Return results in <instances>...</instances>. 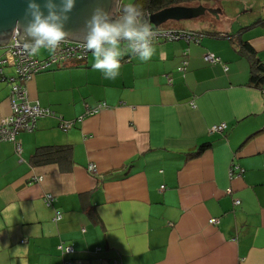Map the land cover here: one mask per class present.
<instances>
[{"label": "crops", "instance_id": "obj_1", "mask_svg": "<svg viewBox=\"0 0 264 264\" xmlns=\"http://www.w3.org/2000/svg\"><path fill=\"white\" fill-rule=\"evenodd\" d=\"M200 4L220 7L226 20L164 27L202 34L198 42L158 41L148 61L124 55L114 80L93 68L90 53L26 83L29 100L55 115L19 134L21 154L0 142V264H64L62 242L79 264H264V89L251 82L243 47L264 64V0L190 3ZM209 53L222 62H206ZM10 89L0 82V120L11 113ZM100 102L107 107L60 129L61 118ZM220 124L225 130L213 132ZM49 145L71 150L34 165L36 149Z\"/></svg>", "mask_w": 264, "mask_h": 264}, {"label": "clouds", "instance_id": "obj_2", "mask_svg": "<svg viewBox=\"0 0 264 264\" xmlns=\"http://www.w3.org/2000/svg\"><path fill=\"white\" fill-rule=\"evenodd\" d=\"M119 4L120 0H113V8L108 11L102 0H97L82 27L72 32L66 25L76 0H27L24 20L16 22L12 36L16 46L30 56L42 49L55 53L69 36L79 38L82 49L92 53L93 68L105 79L114 80L124 55L131 54L140 61L151 59L156 35L136 5L129 3L120 10Z\"/></svg>", "mask_w": 264, "mask_h": 264}, {"label": "built area", "instance_id": "obj_3", "mask_svg": "<svg viewBox=\"0 0 264 264\" xmlns=\"http://www.w3.org/2000/svg\"><path fill=\"white\" fill-rule=\"evenodd\" d=\"M151 28L156 33L152 40V45L162 40H184L187 43L192 41L198 42L203 36L202 34H199L195 31L183 29L164 27ZM81 43L82 42L67 39L60 45L55 53L47 50L48 55L44 58H39L37 56H30L28 53L24 52L22 48L17 47L12 36L10 41L4 47V54L0 56V82L6 81L11 84V113L0 120V142L13 143L15 151L18 154H21L22 143L19 139V134L23 131H34L41 119L47 116L55 115V113L50 108L43 107L38 102H31L29 100L26 83L33 79L36 74L55 68H64L70 61H77L79 63L85 62L91 52H85L81 47ZM183 55L188 57V48L183 52ZM203 59L208 63L222 62L221 58L213 53L204 55ZM187 64L188 61L184 60L181 70L185 71ZM8 67H12L14 69V74L9 75L6 73V68ZM225 70H227L226 66ZM106 107L107 104L105 102H100L95 107L88 106L84 115H81L76 119L64 120L61 118L59 127L62 131L67 132L74 128L77 123L81 122L84 117L96 114ZM225 128L226 124H220L219 126H215L212 131H223ZM87 170L91 174H96L98 172L95 164H89ZM237 171H239V167L233 164L231 168V174H234ZM163 189H165V186H161V190ZM44 201L47 205H52V203L55 201V198L51 194H48L45 196ZM234 204L240 205L241 202L240 200H235ZM61 219L62 214L61 212L57 211L54 221L58 222ZM218 222L219 218H211L209 220V223L213 225L218 224ZM57 248L64 257V264H79L82 262L81 260L73 259L72 256L75 253L73 246L62 242L57 246ZM67 249H69V251H67ZM96 251L98 253L101 251V249L98 248ZM113 264H121V262L115 260Z\"/></svg>", "mask_w": 264, "mask_h": 264}, {"label": "water", "instance_id": "obj_4", "mask_svg": "<svg viewBox=\"0 0 264 264\" xmlns=\"http://www.w3.org/2000/svg\"><path fill=\"white\" fill-rule=\"evenodd\" d=\"M106 10L111 11L113 0H102ZM97 0H76V5L71 13L66 28L72 32H77L83 25L84 21L91 15ZM121 5V0L119 8ZM27 0H0V46L7 44L12 38V29L17 21L24 20ZM119 12H117V15ZM204 15H211L220 20H226L220 7H208L202 4L198 6L177 5L169 6L158 12L145 13L142 15L149 25L153 28H161L169 21H182L198 19ZM115 18V17H113ZM68 40L82 42L79 38L72 36Z\"/></svg>", "mask_w": 264, "mask_h": 264}, {"label": "trees", "instance_id": "obj_5", "mask_svg": "<svg viewBox=\"0 0 264 264\" xmlns=\"http://www.w3.org/2000/svg\"><path fill=\"white\" fill-rule=\"evenodd\" d=\"M193 1L195 0H136L134 2V5H136L140 9L143 15L145 13L151 14L154 12H158L169 6L185 5V3H191ZM124 6L125 4H121L120 10H122ZM258 22L264 24V18L262 20H259ZM243 47L253 61L254 72L251 77V82H253V84L257 85L261 89H264V64L255 56L254 49L247 41H244ZM75 63L79 64V62L77 61H75ZM206 147H208V144L201 145L198 151L190 154L189 156L195 157L200 155L206 149ZM70 150L71 148L69 146H42L36 149L31 157V162L34 165L53 163L58 161V159L60 158V154L69 153Z\"/></svg>", "mask_w": 264, "mask_h": 264}, {"label": "rangeland", "instance_id": "obj_6", "mask_svg": "<svg viewBox=\"0 0 264 264\" xmlns=\"http://www.w3.org/2000/svg\"><path fill=\"white\" fill-rule=\"evenodd\" d=\"M136 0H122V3H124L125 5H127V4H129V3H132V4H134V2H135ZM185 5H190V3H186ZM170 22H174V21H169V23H166L163 27H170L171 26V23ZM123 44V43H122ZM1 51H3V49L2 48H0V52ZM46 51V49H42L40 52H39V54H40V56H45L46 55V53L47 52H45Z\"/></svg>", "mask_w": 264, "mask_h": 264}, {"label": "flooded vegetation", "instance_id": "obj_7", "mask_svg": "<svg viewBox=\"0 0 264 264\" xmlns=\"http://www.w3.org/2000/svg\"><path fill=\"white\" fill-rule=\"evenodd\" d=\"M119 14H120V13H119ZM119 14H118V15H119Z\"/></svg>", "mask_w": 264, "mask_h": 264}]
</instances>
